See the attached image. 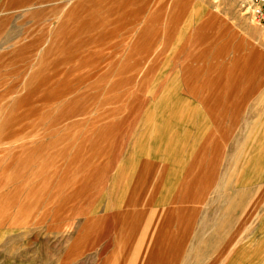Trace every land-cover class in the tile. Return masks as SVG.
Instances as JSON below:
<instances>
[{
  "label": "rangeland",
  "instance_id": "1",
  "mask_svg": "<svg viewBox=\"0 0 264 264\" xmlns=\"http://www.w3.org/2000/svg\"><path fill=\"white\" fill-rule=\"evenodd\" d=\"M12 3L0 264H264V22L249 4Z\"/></svg>",
  "mask_w": 264,
  "mask_h": 264
},
{
  "label": "built area",
  "instance_id": "2",
  "mask_svg": "<svg viewBox=\"0 0 264 264\" xmlns=\"http://www.w3.org/2000/svg\"><path fill=\"white\" fill-rule=\"evenodd\" d=\"M249 4L252 18L264 22V0H245Z\"/></svg>",
  "mask_w": 264,
  "mask_h": 264
},
{
  "label": "crops",
  "instance_id": "3",
  "mask_svg": "<svg viewBox=\"0 0 264 264\" xmlns=\"http://www.w3.org/2000/svg\"><path fill=\"white\" fill-rule=\"evenodd\" d=\"M14 1H19V0H1V1H0V5H1L2 7H6V8H8V7H11V6L13 5L12 2H14ZM15 5H16V4H15ZM17 5L21 6L20 3L17 4ZM22 5H23V4H22ZM211 23H212V22H211ZM213 23H215V21H213ZM159 156H160V154H159ZM160 157H163V156L161 155Z\"/></svg>",
  "mask_w": 264,
  "mask_h": 264
}]
</instances>
